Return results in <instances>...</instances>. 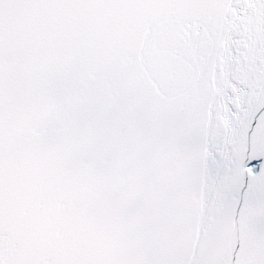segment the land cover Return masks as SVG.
<instances>
[{"label": "snow or ice", "instance_id": "1", "mask_svg": "<svg viewBox=\"0 0 264 264\" xmlns=\"http://www.w3.org/2000/svg\"><path fill=\"white\" fill-rule=\"evenodd\" d=\"M0 264H264V0H0Z\"/></svg>", "mask_w": 264, "mask_h": 264}]
</instances>
